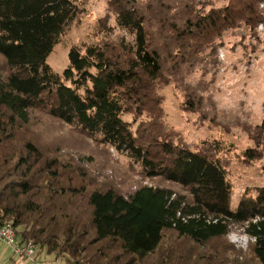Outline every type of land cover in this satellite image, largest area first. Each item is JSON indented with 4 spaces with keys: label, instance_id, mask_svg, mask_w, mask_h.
<instances>
[{
    "label": "trees",
    "instance_id": "1",
    "mask_svg": "<svg viewBox=\"0 0 264 264\" xmlns=\"http://www.w3.org/2000/svg\"><path fill=\"white\" fill-rule=\"evenodd\" d=\"M261 5L231 0L205 12L194 0H109L100 31L113 36L118 27L126 35L72 47L69 67L58 74L47 60L79 16L76 0H0L7 61L0 74V225L12 223L21 244L33 242L37 255L66 264H264V187L233 209L222 146L191 149L165 123L158 94L172 84L188 111L203 114L211 103L216 112L206 78L218 69L217 42L243 24H264ZM33 111L180 191L144 185L123 194L93 187L86 174L80 186L66 187L67 168L27 133ZM234 229L251 239L246 250L228 240Z\"/></svg>",
    "mask_w": 264,
    "mask_h": 264
},
{
    "label": "rangeland",
    "instance_id": "2",
    "mask_svg": "<svg viewBox=\"0 0 264 264\" xmlns=\"http://www.w3.org/2000/svg\"><path fill=\"white\" fill-rule=\"evenodd\" d=\"M108 1L76 0L79 16L47 60L56 73L63 74L69 67L72 47L126 35L118 27L113 36L100 31V22L108 15ZM194 1L198 9L209 12L224 8L231 0ZM109 24L116 25L114 16H110ZM217 62L216 73L206 78L216 112L208 103L203 112L205 119L203 114L186 109L184 94L174 85L161 86L158 94L162 99L165 123L176 130L191 149L201 148L204 142L222 146L219 157L226 166L227 179L233 189L231 206L235 209L245 193L255 196V190L264 187V147H257L253 139L264 141V24L253 28L243 24L227 31L217 42ZM0 74L3 77L7 74V61L2 54ZM125 119L131 121L132 115ZM27 133L45 156L58 158L67 168L66 187L69 183L80 186L82 174H86L85 182L93 187L113 188L123 194H130L144 185L167 186L180 191L177 185L161 179H146L126 155L43 112H32ZM248 150H259L261 154L256 160H249L245 157ZM78 171L81 174L78 175ZM228 240L244 250L251 244V239L241 229H234ZM37 258L39 261L30 260L28 264H66L65 260H56L45 251L39 252Z\"/></svg>",
    "mask_w": 264,
    "mask_h": 264
},
{
    "label": "built area",
    "instance_id": "3",
    "mask_svg": "<svg viewBox=\"0 0 264 264\" xmlns=\"http://www.w3.org/2000/svg\"><path fill=\"white\" fill-rule=\"evenodd\" d=\"M0 243L6 244L11 249L13 256L22 263L36 258V244L33 242L21 244L12 223L0 225Z\"/></svg>",
    "mask_w": 264,
    "mask_h": 264
},
{
    "label": "crops",
    "instance_id": "4",
    "mask_svg": "<svg viewBox=\"0 0 264 264\" xmlns=\"http://www.w3.org/2000/svg\"><path fill=\"white\" fill-rule=\"evenodd\" d=\"M40 252H43V251H40ZM37 256L35 260L33 261H39ZM29 261L30 260L25 261L23 263L20 262L13 256L11 249L6 244L0 243V264H28ZM32 263H35V262H32Z\"/></svg>",
    "mask_w": 264,
    "mask_h": 264
}]
</instances>
